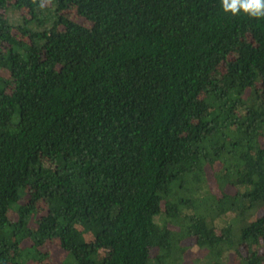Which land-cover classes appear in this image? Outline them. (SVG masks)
I'll list each match as a JSON object with an SVG mask.
<instances>
[{"label":"trees","instance_id":"trees-1","mask_svg":"<svg viewBox=\"0 0 264 264\" xmlns=\"http://www.w3.org/2000/svg\"><path fill=\"white\" fill-rule=\"evenodd\" d=\"M187 240L264 264V18L0 0V264H186Z\"/></svg>","mask_w":264,"mask_h":264},{"label":"clouds","instance_id":"clouds-1","mask_svg":"<svg viewBox=\"0 0 264 264\" xmlns=\"http://www.w3.org/2000/svg\"><path fill=\"white\" fill-rule=\"evenodd\" d=\"M221 7L233 15L242 12L253 18H264V0H221Z\"/></svg>","mask_w":264,"mask_h":264},{"label":"rangeland","instance_id":"rangeland-1","mask_svg":"<svg viewBox=\"0 0 264 264\" xmlns=\"http://www.w3.org/2000/svg\"><path fill=\"white\" fill-rule=\"evenodd\" d=\"M259 215V213H258ZM10 217H13L11 215ZM31 227L35 228V223H31ZM30 244L29 241H23L21 243L22 247L28 246ZM182 249L184 250V257L186 259L185 263L189 264L191 263L195 258H202L203 254L199 251H196L193 249V247L190 244V240L184 241L182 244ZM47 250L50 252V264H57L60 262L61 258L64 257V253L54 244L48 245Z\"/></svg>","mask_w":264,"mask_h":264}]
</instances>
